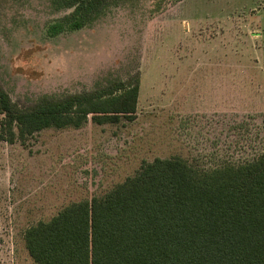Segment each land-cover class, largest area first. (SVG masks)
I'll return each instance as SVG.
<instances>
[{
	"label": "rangeland",
	"instance_id": "obj_1",
	"mask_svg": "<svg viewBox=\"0 0 264 264\" xmlns=\"http://www.w3.org/2000/svg\"><path fill=\"white\" fill-rule=\"evenodd\" d=\"M160 1L115 0L93 25L52 38L47 26L66 12L0 0V84L18 105L114 79L140 85L132 120L0 140V264H35L28 228L145 162L213 169L264 152V0Z\"/></svg>",
	"mask_w": 264,
	"mask_h": 264
},
{
	"label": "trees",
	"instance_id": "obj_2",
	"mask_svg": "<svg viewBox=\"0 0 264 264\" xmlns=\"http://www.w3.org/2000/svg\"><path fill=\"white\" fill-rule=\"evenodd\" d=\"M49 1L66 12L47 26L54 38L93 25L115 0ZM139 90L136 77L114 79L20 106L0 84V140L25 142L89 120H132ZM24 240L35 264H264V152L213 169L180 157L145 162L104 196L72 203L31 226Z\"/></svg>",
	"mask_w": 264,
	"mask_h": 264
}]
</instances>
